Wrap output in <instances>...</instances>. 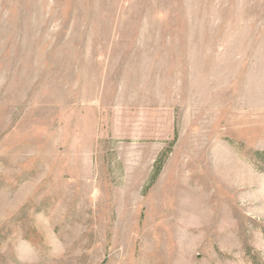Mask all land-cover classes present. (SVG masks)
Wrapping results in <instances>:
<instances>
[{"label":"rangeland","instance_id":"rangeland-1","mask_svg":"<svg viewBox=\"0 0 264 264\" xmlns=\"http://www.w3.org/2000/svg\"><path fill=\"white\" fill-rule=\"evenodd\" d=\"M264 0H0V264H264Z\"/></svg>","mask_w":264,"mask_h":264},{"label":"trees","instance_id":"trees-1","mask_svg":"<svg viewBox=\"0 0 264 264\" xmlns=\"http://www.w3.org/2000/svg\"><path fill=\"white\" fill-rule=\"evenodd\" d=\"M262 155L264 156V153H261V152H257V153H256V156H257V157H258V156H262ZM263 166H264V163H263Z\"/></svg>","mask_w":264,"mask_h":264}]
</instances>
